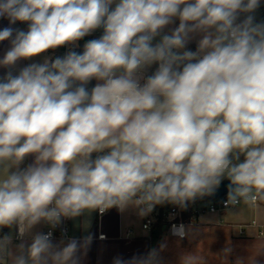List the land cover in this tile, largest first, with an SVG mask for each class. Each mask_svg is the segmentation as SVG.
I'll return each instance as SVG.
<instances>
[{
    "label": "clouds",
    "instance_id": "clouds-1",
    "mask_svg": "<svg viewBox=\"0 0 264 264\" xmlns=\"http://www.w3.org/2000/svg\"><path fill=\"white\" fill-rule=\"evenodd\" d=\"M262 3L0 0V42L10 45L0 56V230L20 241L12 251V232L0 235V254L80 264L91 236L57 241L52 229L65 219L187 207L225 180L226 208L264 201ZM62 47L63 56L42 55ZM113 264H158L157 252ZM179 264L207 260L188 252Z\"/></svg>",
    "mask_w": 264,
    "mask_h": 264
},
{
    "label": "crops",
    "instance_id": "crops-1",
    "mask_svg": "<svg viewBox=\"0 0 264 264\" xmlns=\"http://www.w3.org/2000/svg\"><path fill=\"white\" fill-rule=\"evenodd\" d=\"M6 26L8 20L0 19V29ZM13 27L27 30V24L20 22ZM9 46V41L0 42V56ZM188 47L194 51L195 42L190 43ZM42 55H52V53L49 51ZM33 59L40 60L42 57ZM30 62L21 61L18 67ZM3 71L0 69V74ZM95 83L96 81H92L89 87ZM30 162L31 158H29ZM254 205L253 221H256V224L253 222L247 224V229L242 232L232 223L220 221L216 215L219 212H206L199 216L197 222L186 226L188 235L184 238L173 235L164 225L158 227L159 233L155 232L151 236L143 227L147 215L141 216L139 210L134 208L120 212L114 207L103 213L99 210L86 211L80 217L69 219V235L54 239L57 241L63 239L67 243L71 238L82 239L91 236L90 244L81 249L80 264H113L117 257L128 259L153 249L157 252L158 264H179L181 255L188 252L202 255L207 260V264H234L238 257L243 258L244 264H264V201L258 200ZM46 228L47 225H42L40 230L45 231ZM9 232H12L14 237L11 250L15 251V244L20 241L15 238L14 229ZM229 246L232 248V253L228 260L220 259L219 254ZM1 264H11V259L6 253Z\"/></svg>",
    "mask_w": 264,
    "mask_h": 264
},
{
    "label": "built area",
    "instance_id": "built-area-1",
    "mask_svg": "<svg viewBox=\"0 0 264 264\" xmlns=\"http://www.w3.org/2000/svg\"><path fill=\"white\" fill-rule=\"evenodd\" d=\"M226 199H227V195L221 198L214 199V200H206L205 202L203 201L199 203L188 202L187 207L183 208L180 206H175L163 212H161L160 209L157 208L156 206L145 217L144 222H143V227L149 231L151 236H153L155 234V231L158 229V227H160L161 225H164L169 228L170 232L173 235H175L173 233L174 225L179 226L183 224L186 228V226L189 223L197 222L199 219V216L203 213H206V212L215 213V212L224 211L226 209L225 207ZM257 202L254 204H257ZM229 207H233V206H229ZM253 223L256 224V221H253ZM48 230H49V227L47 226L45 232ZM52 231H53L54 238L67 237L70 232L69 219H65L61 225L57 226L55 229H52Z\"/></svg>",
    "mask_w": 264,
    "mask_h": 264
},
{
    "label": "rangeland",
    "instance_id": "rangeland-1",
    "mask_svg": "<svg viewBox=\"0 0 264 264\" xmlns=\"http://www.w3.org/2000/svg\"><path fill=\"white\" fill-rule=\"evenodd\" d=\"M205 201L206 200H204L203 202ZM254 209H255L254 204L245 205L242 202L240 205L226 208L224 211L216 213V215L220 221L222 220L224 222L232 223V225L235 228L239 229L242 232V230L247 229L248 226L246 225L252 223L253 220L255 219Z\"/></svg>",
    "mask_w": 264,
    "mask_h": 264
},
{
    "label": "trees",
    "instance_id": "trees-1",
    "mask_svg": "<svg viewBox=\"0 0 264 264\" xmlns=\"http://www.w3.org/2000/svg\"><path fill=\"white\" fill-rule=\"evenodd\" d=\"M256 17H257V20H264V3H262L261 7L257 10V13H256ZM23 24H26V23H23ZM102 29H98L95 33H93L92 36H88V37H85L83 40H81L79 42L80 44V48L76 49L78 52H82L83 51V44L89 40V39H93V38H97L99 37L101 34H102ZM51 53H52V56H63L65 54V52L67 51L66 48H59L57 49L55 52H53L52 50H49ZM241 159H243V157H241ZM29 163V160L25 161V164ZM192 203V202H190ZM175 206H179V205H174V204H163V205H157V208L160 209L161 212L165 211V210H169ZM184 208V207H183ZM9 228H4L2 229L0 235H3L5 233H9ZM0 256H3V258L5 257V253L3 254H0ZM2 263V259H0V264Z\"/></svg>",
    "mask_w": 264,
    "mask_h": 264
},
{
    "label": "water",
    "instance_id": "water-1",
    "mask_svg": "<svg viewBox=\"0 0 264 264\" xmlns=\"http://www.w3.org/2000/svg\"><path fill=\"white\" fill-rule=\"evenodd\" d=\"M228 183L229 182L227 180L223 181L222 182V185L220 186V188L218 189V191L216 192L215 195H212V196H204V197H197L195 200L189 201V202L198 203V202H201V201H204V200H214V199H217V198H221V197L227 195V188L225 186ZM155 232L156 233H159V230H156Z\"/></svg>",
    "mask_w": 264,
    "mask_h": 264
}]
</instances>
